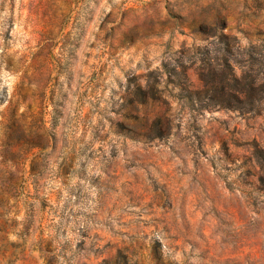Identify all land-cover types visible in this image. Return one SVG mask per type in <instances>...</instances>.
<instances>
[{
  "label": "rangeland",
  "instance_id": "obj_1",
  "mask_svg": "<svg viewBox=\"0 0 264 264\" xmlns=\"http://www.w3.org/2000/svg\"><path fill=\"white\" fill-rule=\"evenodd\" d=\"M0 264H264V0H0Z\"/></svg>",
  "mask_w": 264,
  "mask_h": 264
}]
</instances>
